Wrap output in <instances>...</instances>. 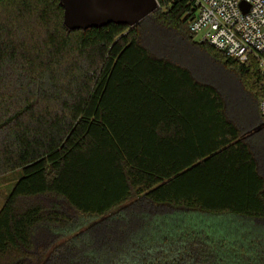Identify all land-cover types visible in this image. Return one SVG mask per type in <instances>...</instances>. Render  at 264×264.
Wrapping results in <instances>:
<instances>
[{
	"label": "trees",
	"instance_id": "trees-1",
	"mask_svg": "<svg viewBox=\"0 0 264 264\" xmlns=\"http://www.w3.org/2000/svg\"><path fill=\"white\" fill-rule=\"evenodd\" d=\"M158 5L68 31L58 0H0V176L21 171L0 264H264V74L192 42L187 0ZM159 33L247 75L257 115Z\"/></svg>",
	"mask_w": 264,
	"mask_h": 264
},
{
	"label": "built area",
	"instance_id": "built-area-1",
	"mask_svg": "<svg viewBox=\"0 0 264 264\" xmlns=\"http://www.w3.org/2000/svg\"><path fill=\"white\" fill-rule=\"evenodd\" d=\"M187 1L193 12L188 30L200 43L241 64L254 57L264 74V0ZM259 113L264 119V98Z\"/></svg>",
	"mask_w": 264,
	"mask_h": 264
},
{
	"label": "rangeland",
	"instance_id": "rangeland-1",
	"mask_svg": "<svg viewBox=\"0 0 264 264\" xmlns=\"http://www.w3.org/2000/svg\"><path fill=\"white\" fill-rule=\"evenodd\" d=\"M159 36L163 39L166 46H174L176 48V60H174L176 63L178 62L190 70L192 75L197 80L205 82L222 92L228 100L230 110L234 112H242L243 115L250 111L247 116H244L247 119L251 118V113L256 114L258 102L255 97L252 96L251 91H248L247 86L245 85V81L247 80L245 76L247 75L242 76L235 70L226 67L220 60L217 59V56L215 58L214 56L207 55L204 52V54H200V50H197L195 45H193V47L197 51L188 48L180 41H176L169 34L159 33ZM191 41L198 43L200 41L199 36H194ZM237 117L241 118L240 116ZM258 127L259 125L255 126L249 133L254 135V132L258 131ZM255 138L259 140L256 145V150L262 154L264 151V141L261 136L258 137V135H254V139ZM20 176V170L0 176V209Z\"/></svg>",
	"mask_w": 264,
	"mask_h": 264
},
{
	"label": "water",
	"instance_id": "water-1",
	"mask_svg": "<svg viewBox=\"0 0 264 264\" xmlns=\"http://www.w3.org/2000/svg\"><path fill=\"white\" fill-rule=\"evenodd\" d=\"M63 9V26L68 31L97 29L110 24H139L155 12L156 0H58ZM244 9V5H241ZM261 126L257 129L259 130Z\"/></svg>",
	"mask_w": 264,
	"mask_h": 264
}]
</instances>
